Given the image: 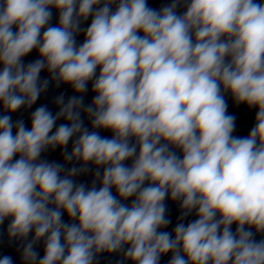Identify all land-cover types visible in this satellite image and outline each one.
I'll use <instances>...</instances> for the list:
<instances>
[{"label": "clouds", "instance_id": "clouds-1", "mask_svg": "<svg viewBox=\"0 0 264 264\" xmlns=\"http://www.w3.org/2000/svg\"><path fill=\"white\" fill-rule=\"evenodd\" d=\"M0 66L4 113L37 101L45 69L57 86L82 94L91 81L95 93L88 106L61 94L59 111L36 108L30 129L0 114V225L10 219L9 238L26 241L24 264H94L105 252L131 264L169 253L167 264H264V0H172L159 11L147 0H0ZM225 93L257 109L246 137L233 135ZM56 147L82 167L40 159ZM90 163L91 187L77 184ZM166 198L180 201L173 232L161 231Z\"/></svg>", "mask_w": 264, "mask_h": 264}]
</instances>
